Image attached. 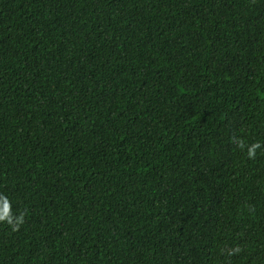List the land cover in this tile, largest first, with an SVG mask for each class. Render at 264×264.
Returning a JSON list of instances; mask_svg holds the SVG:
<instances>
[{"label":"trees","instance_id":"16d2710c","mask_svg":"<svg viewBox=\"0 0 264 264\" xmlns=\"http://www.w3.org/2000/svg\"><path fill=\"white\" fill-rule=\"evenodd\" d=\"M0 264H264V0H0Z\"/></svg>","mask_w":264,"mask_h":264}]
</instances>
